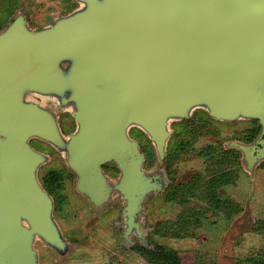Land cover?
<instances>
[{"label":"water","instance_id":"1","mask_svg":"<svg viewBox=\"0 0 264 264\" xmlns=\"http://www.w3.org/2000/svg\"><path fill=\"white\" fill-rule=\"evenodd\" d=\"M73 1L48 25L32 27L19 10L0 31V264H41L37 243L59 262L74 248L39 176L52 158L32 140L61 156L95 213L122 202L115 255L133 238L154 249L145 210L170 183L174 123L201 110L223 123L258 121L264 134V0ZM65 113L75 122L69 134ZM132 129L152 144L153 168ZM223 146L254 178L264 149Z\"/></svg>","mask_w":264,"mask_h":264},{"label":"rangeland","instance_id":"2","mask_svg":"<svg viewBox=\"0 0 264 264\" xmlns=\"http://www.w3.org/2000/svg\"><path fill=\"white\" fill-rule=\"evenodd\" d=\"M76 7L73 0H0V31L19 10L27 12L33 27H43ZM61 123L66 134L75 127L69 115H65ZM254 125L253 121L218 122L201 110L194 113L190 122L173 124L175 134L171 149L175 156L165 170L168 169L170 185L174 187L151 196L145 210L144 228L150 229L149 238L153 246L162 245L176 251L181 264H256L264 258V164L252 178L237 164L233 153L223 156L220 148V156H213L215 161L200 154L201 149L207 146L246 139L247 130ZM131 135L141 143L147 156V167L153 168L156 155L152 144L138 129H132ZM32 144L52 158L40 169L42 182L51 172L63 173L61 184L53 192L55 218L74 244L72 252L59 262L50 250L37 243L41 264H156L147 259L138 244L114 255L123 241V228L118 226L122 222V202L116 200L105 212L95 213L86 200L76 194L74 177L61 156L44 142L34 140ZM181 144H184L182 148ZM105 170L112 178L118 175L113 164L106 165ZM214 170H229L235 176L230 185L217 188L219 196L232 203L228 210L234 212L237 205L241 207L240 213L232 218H227L226 208L217 211L203 200L204 192L198 186L195 196L184 195L183 189L178 188L190 187L188 192L193 193L192 184H206ZM191 208L208 210L198 211L202 217L195 227L180 229L177 233L164 229L167 222L177 221L184 213L194 214L189 212Z\"/></svg>","mask_w":264,"mask_h":264},{"label":"trees","instance_id":"3","mask_svg":"<svg viewBox=\"0 0 264 264\" xmlns=\"http://www.w3.org/2000/svg\"><path fill=\"white\" fill-rule=\"evenodd\" d=\"M212 119V118H211ZM191 121V120H190ZM187 121V122H190ZM253 122L255 123V125L253 127H251L249 130L251 131V133H255L257 134L260 130V124L258 121L253 120ZM223 123V122H222ZM254 134V135H255ZM172 139L170 140L169 143V147H168V156L165 162V167L168 168V166L170 165V162L172 161L173 157L175 156L174 151H172ZM184 146V144H181L180 147L182 148ZM180 147L178 149H180ZM222 149V154L224 156V154H230L233 153L235 155V159H237V164L239 166L242 167L241 165V161H239V152L233 149L230 150H226L224 149V147L221 145H217V146H207L203 149H201L200 154L202 157L206 158L207 160H211V161H215V159L213 158V156H220V153L218 152L219 149ZM144 152V151H143ZM217 154V155H214ZM226 156V155H225ZM226 161V160H225ZM167 171V175L169 176L168 173V169ZM219 170H214L212 175V178L209 182H206V184L202 185L199 182H195L192 184V189H193V193H189L188 189H190V187H178L182 190V193L187 196H195L196 190L195 188H197L196 186H198L199 188H201L204 192V196H203V200H207L208 203H210L209 205L211 207H214L217 211H221L223 209H227V211H225V213L227 214V218H232L233 215L239 214L241 211V207L239 205H237L236 210L233 212L232 210H228L230 208V206L232 205V203L230 201L227 200H223L219 194L217 193V188L219 187H226L228 185H230L233 182V179L235 178V176L232 174L231 171L227 170V171H219ZM70 173V172H69ZM71 174V173H70ZM62 177H63V173L61 172H51L46 178L45 180L42 182L44 187L46 188V190L53 195L54 189H57V187L59 186V184H61L60 182L62 181ZM171 184V183H170ZM168 185L167 188L164 190L163 193H165L166 191H168L170 188H173L174 186L172 185ZM172 186V187H171ZM54 196V195H53ZM171 198H175L174 196H170ZM177 197V196H176ZM233 206V205H232ZM231 209V208H230ZM187 211V213L189 212H194V214H190V215H186L185 213L183 214V216L181 218H179L177 221L175 222H167V224H165L164 226H166L164 229L165 230H175V233L178 232V230L183 229H189V228H193L195 227L198 223H200L201 221V217L202 215L199 213L201 212H206L208 211L207 209H199L196 210L195 208H191ZM199 211V212H198ZM150 234V232H149ZM149 234L147 236V240L148 243L150 245V238H149ZM177 234H174V236H176ZM135 247V246H134ZM133 247V248H134ZM139 249L143 252V254L147 257V259L155 262L156 264H181V260L178 257V253L172 249H168L162 245H154V249H147L144 246L138 244ZM202 264H205L204 262H202ZM256 264H264V258L261 259L260 261H257Z\"/></svg>","mask_w":264,"mask_h":264},{"label":"flooded vegetation","instance_id":"4","mask_svg":"<svg viewBox=\"0 0 264 264\" xmlns=\"http://www.w3.org/2000/svg\"><path fill=\"white\" fill-rule=\"evenodd\" d=\"M27 14V12H25ZM27 17H28V20H29V16L27 14ZM13 19V18H12ZM29 23L30 25L33 27L34 25H32L31 21L29 20ZM65 115H69L68 113H65L62 115L61 119H60V122H62V118L65 116ZM70 116V115H69ZM71 117V116H70ZM72 118V117H71ZM72 121L74 122V119L72 118ZM75 124V122H74ZM261 126V125H260ZM61 127H62V123H61ZM63 129V128H62ZM75 130V127L74 129L71 131L73 132ZM64 131V130H63ZM69 132V133H71ZM67 133V134H69ZM248 134V137L246 139H237L238 141H242L244 143H247L249 145H251V147L254 149V155H257L260 153V151L262 149H264V143L262 142L264 140V134H262V127H260V130L257 134L255 133H251L250 130H247L246 132ZM255 134V135H254ZM34 140L31 141V144L33 143ZM33 146V144H32ZM223 146V145H222ZM34 147V146H33ZM224 147V146H223ZM225 149V148H224ZM237 151V150H236ZM239 152V151H238ZM240 154V161H241V157H242V154L239 152ZM264 164V161L259 165L258 168H260L261 165ZM68 169V168H67ZM104 169H105V166H104ZM69 170V169H68ZM69 172L71 173V175L74 177V182H75V175L69 170ZM169 178V177H168ZM171 183V182H170ZM169 183V184H170ZM168 184V185H169ZM53 196V195H52ZM55 199V198H54ZM55 208H56V201H55ZM54 214H55V211H54ZM65 233V232H64ZM132 241L134 242V245L131 247L133 248L135 245L139 244V241L136 239V238H133ZM122 244H123V241H122ZM121 244V245H122Z\"/></svg>","mask_w":264,"mask_h":264}]
</instances>
